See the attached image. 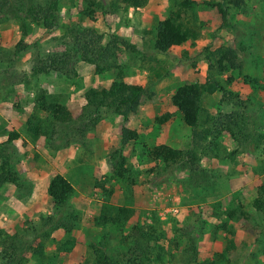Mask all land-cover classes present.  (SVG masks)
I'll return each instance as SVG.
<instances>
[{"label":"rangeland","instance_id":"rangeland-1","mask_svg":"<svg viewBox=\"0 0 264 264\" xmlns=\"http://www.w3.org/2000/svg\"><path fill=\"white\" fill-rule=\"evenodd\" d=\"M99 1L105 6L109 3V0ZM243 1L241 8L230 6L231 27L224 29L218 27L212 10L200 5L195 17L197 23H204L199 37L174 47L167 54L156 52L153 40L156 20L166 15L170 0H148L144 7L114 14H102L98 10L94 21L87 19L81 24L102 35L103 43L117 35L137 50L136 53L124 51L118 62L122 79L144 87L148 95L129 118L139 139L123 151L127 162L138 173L137 186L132 191L126 190L118 180L106 182L111 175L107 156L120 146L121 116L103 109L95 126L81 121L52 128L39 106V96L45 95L76 111L86 103L85 92L95 86L109 87L117 70L100 74L94 66L81 62L70 77L34 76V64L51 52L54 39L63 30L47 31L32 25L27 39L29 47L15 57L14 47L20 38L18 24L11 21L0 24V164L3 158H8L18 175L16 184H6L0 190V230L5 238L20 241L26 248L42 231L49 229L43 226L42 219L53 217L58 222L64 219L74 225L75 245L70 252L57 251V246L69 238L60 228L45 243L44 257L33 255L28 264H82L89 254V245L99 243L106 233H110L107 250L116 248L119 237L114 230H104L93 222L104 202L133 208L128 227L138 223L164 229L170 239L181 238V249L189 245L191 230L190 235L198 243V264L222 252L227 237L222 232L214 236L215 221L206 220L202 225L188 215L192 202H187L182 193V181L189 174L178 166L168 169L160 166L159 170L148 172L154 164L148 163L142 154L157 145L173 149L189 146L191 133L180 112L173 107L171 97L184 81L201 82V77H206L203 48L234 45L242 68L233 74L237 81L228 89L239 94L244 104L237 110L245 115L247 122L245 139L239 145L230 136L221 137L223 160L203 159L201 166L206 170V179L220 185L210 202L227 205L242 192L248 200L255 197V186L264 179V0ZM80 8L75 0H60L62 23L77 21ZM244 76L256 79V86L244 84ZM234 102L222 103L221 94L215 93L204 96L203 108L214 115L228 114L236 109ZM165 116L167 120L160 123L158 119ZM33 118L41 128L37 138L28 132L27 121ZM84 124L88 129L84 130ZM11 133L18 134L19 138L8 142ZM234 149L238 152L231 162L226 153ZM56 174L65 177L74 188L62 208H56L47 194L48 183ZM247 208L260 227L252 230L251 224L232 222L235 249L228 253L223 264H264V247L259 248L257 241L262 239L259 232L260 228L264 231V215L251 206ZM71 215L75 218L70 219ZM171 252L175 256H165L162 264H194L183 257L181 250L172 248Z\"/></svg>","mask_w":264,"mask_h":264},{"label":"trees","instance_id":"trees-1","mask_svg":"<svg viewBox=\"0 0 264 264\" xmlns=\"http://www.w3.org/2000/svg\"><path fill=\"white\" fill-rule=\"evenodd\" d=\"M80 5L77 21L69 20L62 23L59 17L60 0H0V24L11 21L18 24L20 38L14 47V56L27 50L29 47L28 36L32 25L41 26L47 31L62 29V34L54 39V45L49 54L39 58L32 68L34 76L56 74L59 77H70L75 74L78 63H85L95 67L97 73H106L117 70L115 79L109 87L95 86L89 88L85 94V105L76 111H71L67 106L61 105L48 96H39L40 108L47 114V121L53 127L59 125L74 124L75 122L88 121L95 126L99 120L101 111H110L123 119L120 129V146L107 156L111 179L118 180L126 190L132 191L137 186L138 173L135 171L123 155L124 148L139 139V133L129 124L130 115L135 114L147 95L146 89L140 85H133L122 79L121 66L118 63L121 54L126 51L136 53V47L129 41L112 35L111 40L103 43L102 35L92 28L81 24L85 20H95L98 10L102 14H114L126 12L129 8L144 7L148 0H109L107 6L99 0H75ZM171 4L167 13L156 20L154 27L153 49L161 54L169 53L174 47H179L189 40H195L200 35L203 22L195 21L196 13L200 5L212 10V17L220 29L231 27L229 21L230 6L241 8L243 0H170ZM203 59L207 63V75L201 82L191 83L184 81L176 88L171 97L173 107L180 112L186 127L191 133L190 144L186 149H173L167 145L149 147L142 156L150 164H154L148 172L168 169L178 166L189 175L182 181V193L186 195L187 202H192L188 207V215L205 224L206 220L215 221L212 229L214 236L225 233L227 242L224 243L222 252L215 254L212 260L207 259L202 264H223L228 253L235 249L233 242L236 235L233 223L243 222L251 224L252 230H257L260 225L254 218L248 206L264 215V179L255 186V197L248 200L245 192L240 193L230 204L224 205L219 201H213L215 192L220 186L216 182L206 179L205 169L201 166L203 159L222 161L220 153L223 151L219 139L230 136L234 141L242 144L245 139L247 122L245 115L237 108L244 106L240 95L228 89L237 80L233 76L241 70L239 54L234 45L205 47L202 49ZM226 76L225 79L223 77ZM159 77V75L157 76ZM242 82L256 86L257 80L244 76ZM221 94V102L229 103L236 100L235 110L228 114L214 115L203 108L205 95ZM148 96V95H147ZM50 100H47V99ZM167 117L158 119L164 123ZM36 119L27 121L28 132L32 137L40 133V126ZM35 122V123H34ZM84 130L88 125L84 124ZM16 133H11L8 142L18 139ZM238 152L234 149L226 153L230 161ZM224 154V153H223ZM225 155V154H224ZM18 175L10 165L8 158H3L0 164V190L6 184H16ZM205 183L204 185H202ZM74 188L62 175H54L47 187V194L56 208L64 207L72 196ZM235 202V204H234ZM134 215V209L130 207L115 206L104 202L100 214L94 219V225L102 229H113L118 235L117 247L107 250L110 233H106L97 244L89 245V254L82 264H162L165 256L174 257L172 248L180 251L189 263H197L198 243L192 238L189 230V245L181 249L180 237L170 239L167 231L157 229L152 225H140L135 223L128 227L129 221ZM202 216L205 219H202ZM201 219H200V218ZM71 218L72 215L70 216ZM43 226L48 230L42 231L38 239H34L26 248L13 241V238H5L0 230V264H28L33 255L44 257L45 243L57 229H64L69 238L57 246V251L68 253L74 245L72 236L74 225L70 222H58L53 217L42 219ZM75 221V219H72ZM249 230V229H248ZM184 231V230H183ZM179 232H182L180 230ZM258 232V231H256ZM262 239L258 240L259 248L264 247V231L260 228ZM168 242V244H165ZM260 243V244H259ZM262 244V245H261ZM26 249V250H25ZM264 252V250H263ZM39 264V263H38Z\"/></svg>","mask_w":264,"mask_h":264},{"label":"crops","instance_id":"crops-1","mask_svg":"<svg viewBox=\"0 0 264 264\" xmlns=\"http://www.w3.org/2000/svg\"><path fill=\"white\" fill-rule=\"evenodd\" d=\"M202 78H204V77H201V81H202Z\"/></svg>","mask_w":264,"mask_h":264}]
</instances>
